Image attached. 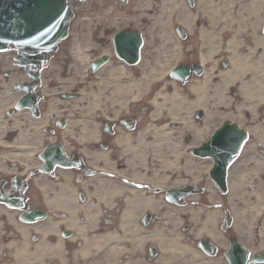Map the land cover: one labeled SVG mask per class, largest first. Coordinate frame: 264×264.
<instances>
[{"label":"flooded vegetation","instance_id":"1","mask_svg":"<svg viewBox=\"0 0 264 264\" xmlns=\"http://www.w3.org/2000/svg\"><path fill=\"white\" fill-rule=\"evenodd\" d=\"M94 39L91 60L103 49L113 55L108 38ZM156 47L144 44L140 54L153 55ZM61 55L43 70L38 115L25 108V117L16 119L17 111L2 116L15 146L0 149V264H223L226 234L213 233L209 247L198 223L171 210L177 179L169 155L130 150L123 140L124 132L131 138L177 134L186 120L201 125L204 114L191 113L188 119L186 105L156 101L152 96L161 86L151 81L148 91L153 92L144 98L143 72L138 69L137 81L131 82L129 65L113 56L101 80L90 72L89 135L82 141L79 91L73 89L80 73ZM173 115L179 119H170ZM38 120L40 126L32 123ZM188 171L196 181L205 177L200 162ZM153 199L156 207L144 208ZM158 235L168 241L167 250Z\"/></svg>","mask_w":264,"mask_h":264},{"label":"bare ground","instance_id":"2","mask_svg":"<svg viewBox=\"0 0 264 264\" xmlns=\"http://www.w3.org/2000/svg\"><path fill=\"white\" fill-rule=\"evenodd\" d=\"M138 11L148 13L150 18L164 20H179L181 23L193 29L199 24L200 61L205 64L204 74L192 80L189 84V104L192 106L204 105L208 108L210 116L218 107L221 111L232 114L249 112L253 120L252 135L254 142L264 144V34L261 32L260 18L264 12V0H198L197 10L192 11L184 5L183 0H139ZM209 9V24L203 17V11ZM207 12V11H206ZM162 16L164 18H162ZM221 25L218 24V19ZM166 20V21H167ZM227 35V37H224ZM226 55L229 61L227 69L222 70L219 61L222 55ZM1 58V57H0ZM82 59V57H81ZM8 66V61L0 60V71ZM151 79L141 80L140 84L146 87ZM7 87L0 92V102L14 99ZM84 92L81 91L80 102L83 103ZM115 97H113L114 99ZM169 100L181 101L176 91ZM188 101V98H187ZM4 106V104H2ZM235 107V108H234ZM192 109V108H191ZM83 109L81 107V113ZM27 113L18 112L17 117H25ZM40 126L42 120L32 122ZM83 120H80V124ZM250 130V129H249ZM123 135L126 144L130 148V133ZM135 150H158L155 139H146L145 133L136 136ZM164 152V150H160ZM176 150H167L174 154ZM255 171V167H253ZM259 169L256 168L258 176ZM131 195L136 200L138 191ZM151 199V198H150ZM149 199V200H150ZM144 208L156 207L154 199L144 202ZM131 206L129 207V209ZM190 207H173L174 212H183ZM190 217L196 221L203 230L214 222V215L208 213L205 208L198 207L191 211ZM177 220V219H175ZM164 250L168 242L162 235H158ZM172 238L170 242L173 240Z\"/></svg>","mask_w":264,"mask_h":264},{"label":"rangeland","instance_id":"3","mask_svg":"<svg viewBox=\"0 0 264 264\" xmlns=\"http://www.w3.org/2000/svg\"><path fill=\"white\" fill-rule=\"evenodd\" d=\"M92 3V4H91ZM107 4H112V10H114L113 12L114 13H116V10H117V12H120V13H126L125 15H124V17L125 18H131L130 20L131 21H134V22H139V25L141 24V26H143L144 27V29H145V31H146V34H150V32H149V29H148V25L151 27V26H153V25H157L158 26V24L160 23V21L157 19V20H154V19H152V18H150V16H149V14L148 13H145V12H142L143 13V17H144V19H142L141 17H142V13L140 12V11H138L137 10V8L139 9V5L141 4L140 3V1L139 0H128V2H127V4L125 5V6H123V7H120L118 4H117V0H93V1H91V2H88L87 3V5H85V6H81V8H83L82 10L83 11H80V12H83V14L85 15V13H87L86 14V16H87V18L89 17H95L96 19H103V18H106V17H108V15L106 14L109 10H106V5ZM90 5H92L91 7H90ZM86 9H88V10H86ZM111 9V8H110ZM194 9H196V8H194ZM93 10V11H92ZM199 10H197V12H198ZM94 12L96 13V14H94ZM114 13H112V14H114ZM82 14V15H83ZM83 17V16H82ZM81 17V18H82ZM88 18V19H89ZM146 18V19H145ZM162 18H164L163 16H162ZM144 20V21H138V20ZM165 20V19H164ZM102 21V20H101ZM163 21V20H162ZM165 24V23H164ZM87 29V26H84V28L83 29ZM91 28H94V25H92V27ZM98 28H103L102 26H99ZM158 28H161V26L160 27H158ZM151 35V34H150ZM172 53H174L171 49H170V53H169V56L172 54ZM164 59H162V61H163ZM149 70H151V68L149 69ZM240 117V116H239ZM212 121H213V119H209V123L211 122L212 123ZM253 121V120H252ZM251 120H250V122H252ZM204 130H205V128H204ZM180 134H182L181 132L180 133H177V136H178V138H180L181 136H180ZM188 134H190V132L188 133ZM202 135L204 134V131H202V133H201ZM194 138V137H193ZM199 141L200 140V138L198 137V138H196L195 137V140L194 141ZM173 146H175L174 144H172ZM171 150H174V147L173 148H171ZM249 160H250V158H248ZM248 159H246L245 161H244V164L245 165H248V162H249V160ZM248 160V161H247ZM248 172H251V170H249ZM176 175H177V173H176ZM235 175V174H234ZM183 176H184V174H183ZM180 177V176H179ZM252 179V178H251ZM247 184H246V182L244 183V186L242 187V190L245 192V194H246V196H248L249 195V193H248V191L246 190L247 189ZM242 198H246V197H244V196H242ZM243 201H247V198L246 199H242ZM251 200V199H250ZM249 206H250V202H249ZM252 213V211H248V219L249 218H251L252 216H253V214H251Z\"/></svg>","mask_w":264,"mask_h":264},{"label":"water","instance_id":"4","mask_svg":"<svg viewBox=\"0 0 264 264\" xmlns=\"http://www.w3.org/2000/svg\"><path fill=\"white\" fill-rule=\"evenodd\" d=\"M50 3H51L50 0L49 1L38 0L37 2H35V5L32 7V11H30V13L33 12L34 14V17H32L31 19L32 21L30 20L29 15L26 11L19 12L17 10L14 11L12 9L6 10V12L4 13L5 15L4 17L6 19L11 20L10 22L11 25L9 27L10 30H4V31L0 30V37H6L7 39L22 38L26 33H28L31 30L30 28L31 25L35 26L38 20L44 21L50 18L49 16L45 15V12L39 10V7H45L46 11L51 14L53 12L52 9L53 5ZM13 12L16 13L15 16L13 15Z\"/></svg>","mask_w":264,"mask_h":264},{"label":"snow or ice","instance_id":"5","mask_svg":"<svg viewBox=\"0 0 264 264\" xmlns=\"http://www.w3.org/2000/svg\"><path fill=\"white\" fill-rule=\"evenodd\" d=\"M229 137H230V131L229 130H222L220 133H218L217 143L221 147H224L228 143Z\"/></svg>","mask_w":264,"mask_h":264}]
</instances>
